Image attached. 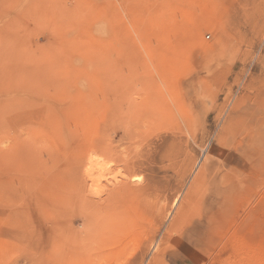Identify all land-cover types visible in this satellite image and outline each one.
I'll return each mask as SVG.
<instances>
[{"label":"rangeland","instance_id":"374dc122","mask_svg":"<svg viewBox=\"0 0 264 264\" xmlns=\"http://www.w3.org/2000/svg\"><path fill=\"white\" fill-rule=\"evenodd\" d=\"M263 2L246 23L251 0H0V264H54L41 255L84 237L85 264H148L206 165L156 264H264ZM124 176L142 195L120 227L107 199Z\"/></svg>","mask_w":264,"mask_h":264},{"label":"bare ground","instance_id":"6f19581e","mask_svg":"<svg viewBox=\"0 0 264 264\" xmlns=\"http://www.w3.org/2000/svg\"><path fill=\"white\" fill-rule=\"evenodd\" d=\"M251 1H253V3H251L252 4V6H251V4H245L243 7H242V10H240V14H239V20L240 21H242V20H244L245 22L247 21H249V20H251V17L252 16H255V15H257V13L259 12V6H261L260 4H262L261 2H262V0H251ZM261 1V2H260ZM192 2V1H191ZM243 2V1H242ZM264 3V2H263ZM189 4V3H188ZM187 4V5H188ZM191 4V3H190ZM190 4H189V6L188 7H190ZM192 5V4H191ZM263 5V4H262ZM250 6V7H249ZM187 7V8H188ZM193 7H195V8H193V10L194 9H196V7H197V9H198V7H199V5L198 6H195V5H193ZM260 8H262V7H260ZM261 10V9H260ZM193 12V11H192ZM199 18V17H198ZM252 19H253V17H252ZM195 20H197V18L195 19ZM239 21V22H240ZM184 22V21H183ZM182 22V23H183ZM246 22V23H247ZM250 22V21H249ZM183 24H185V23H183ZM241 24H243V22L241 23ZM249 24V23H248ZM191 26H192V24H190ZM189 25V26H190ZM188 27V28H190V30L192 29V27ZM264 27V26H263ZM262 27V28H263ZM194 28V27H193ZM184 29V28H183ZM183 29H182V31H183ZM196 29V28H195ZM194 29V30H195ZM180 30V29H179ZM178 30V31H179ZM197 30V29H196ZM181 32V31H180ZM182 33V32H181ZM187 33V32H186ZM184 34V33H183ZM182 34V35H183ZM186 35V34H185ZM188 35V34H187ZM194 35V34H193ZM189 38V37H188ZM185 39V38H184ZM191 41V40H190ZM188 44V43H187ZM179 47H181V46H179ZM182 48V47H181ZM180 48V49H181ZM146 79V78H145ZM149 80V79H148ZM152 88V87H151ZM149 90H150V88H149ZM155 92V91H154ZM151 93V92H150ZM157 93V92H156ZM153 95V94H152ZM154 96V95H153ZM156 98V97H155ZM155 98H153V99H155ZM158 99V98H157ZM158 100H160V98L158 99ZM149 101V103L147 104L148 106H146V107H148V108H146L145 107V105H144V107L148 110V109H151V113H152V111H154V110H152L153 108L150 106L149 107V104L151 105L152 103H150V99L148 100ZM153 101V103H155L154 101L155 100H152ZM159 102V101H158ZM156 104H158V103H156ZM155 104V105H156ZM119 105V104H118ZM152 105H154V104H152ZM238 105V104H237ZM157 106H160V105H157ZM157 108V107H156ZM122 109V108H121ZM140 110V109H139ZM143 110V108L141 109V112H144V110ZM146 110V111H147ZM160 110V109H159ZM119 111H121L122 112V110H120L119 109ZM119 111H118V113H119ZM120 112V113H121ZM140 112V113H141ZM150 112V111H149ZM148 112V113H149ZM120 113H119V116H120ZM134 113H137L136 111L134 112ZM134 113H132L135 117H139L138 115H139V113L137 114V116L134 114ZM148 113H146V114H148ZM127 114V113H126ZM125 113H124V115H126ZM131 114V115H132ZM153 114V113H152ZM159 114V113H158ZM123 114L121 113V116H122ZM123 115V116H124ZM130 115V116H131ZM142 115H145V114H142ZM150 115V116H149ZM149 120L151 119V121H153L154 119H153V117L151 118V114L149 113ZM123 116L122 117H120V118H122L123 119ZM129 116V115H128ZM127 116V117H128ZM133 116V117H134ZM148 116H146V117H148ZM155 116H157V115H155ZM124 117H126V116H124ZM134 117V118H135ZM143 117H145V116H143ZM120 118H118V119H120ZM143 119V118H142ZM148 119H146V120H148ZM156 119V118H155ZM121 120V119H120ZM119 120V123H120V125H121V127H122V124H125L126 122H124V123H122V120L120 121ZM129 120H132V118H130ZM137 121H140V124H141V119H136ZM145 120V119H144ZM143 120V121H144ZM230 120H232V119H230ZM128 121V120H127ZM129 122V121H128ZM131 122V121H130ZM149 122V121H148ZM138 123V122H137ZM127 124V123H126ZM132 124V123H131ZM134 124V123H133ZM233 124V123H232ZM231 123L230 124H228V126L227 127H225L223 130H227V132H230V127H231V125H232ZM135 128L137 129V125H136V122H135ZM118 126H119V124H118ZM133 128H131V132H134L135 131V129H134V126L133 125H131ZM125 127H126V125H125ZM123 128H124V126H123ZM121 129V128H120ZM133 129V130H132ZM257 130V129H256ZM121 135H122V133H121ZM225 135V134H224ZM249 135H250V138H251V142H250V145L251 146H249V147H247V149L249 150L248 152H246L245 150H243V151H245V153L246 154H248V155H252L253 156V154L255 153H257V148L258 147H254V142L255 141H257L258 139H260V133H259V131L257 130L256 132H253V130H251L250 132H249ZM233 139V138H232ZM255 140V141H254ZM249 144V143H248ZM261 145H262V143H261ZM178 149V148H177ZM246 149V150H247ZM236 150V149H235ZM173 151V150H172ZM237 151V150H236ZM240 151V150H239ZM242 151V150H241ZM176 152V151H175ZM259 152V151H258ZM170 158V157H169ZM177 158V157H176ZM179 158V157H178ZM227 158V157H226ZM249 158H250V156H249ZM256 158V157H255ZM185 159V158H184ZM244 159V158H243ZM139 160V159H138ZM170 160V159H169ZM172 160V159H171ZM178 160V159H177ZM186 160V159H185ZM184 160V161H185ZM137 161V160H136ZM181 161H183V160H181ZM227 162L224 164V171H225V174L222 176V178H223V180H225V181H223L222 183H221V185L223 186V185H226V186H224L223 187V191L227 194V195H229L230 193H232L233 191L235 192L236 191V189H237V187L239 186H242L241 184H243L242 182H240V181H238V180H236V178L237 177H234L235 175L236 176H239V175H237V174H239L238 172H237V174H236V167H235V170H234V168H233V166L232 167H230V165L232 164V162L231 161H229L228 160V158H227V160H226ZM172 162H174V161H172ZM219 162V161H218ZM91 163V162H90ZM96 163V162H95ZM141 163V165H139ZM140 163L138 162L137 163V165H139V167L140 166H143L142 164V162L140 161ZM97 164V163H96ZM135 163H134V161H133V165H134ZM173 164V163H172ZM181 164H182V162H181ZM181 164H179V165H181ZM184 164V163H183ZM92 165V164H91ZM127 165H128V163H127ZM131 165V163H129V165H128V167ZM131 166V167H133L134 168V166ZM175 165V164H174ZM194 165V164H193ZM234 165H236V163L234 164ZM86 166H88V165H86ZM125 166V165H124ZM123 166V167H124ZM171 166V165H170ZM182 166V165H181ZM207 166V165H206ZM206 166L205 167H203V168H201V169H199L198 170V167H197V170H198V173L196 174V176L194 177V179L192 180V185H191V187H189V189H188V192H186L187 194H185L186 196H187V204H185V206L183 207V205L182 206H179V209L176 211V214H174L175 216L173 217V219H172V221H171V223L168 225V227L166 228V232H165V235L163 236V238H162V240H161V242H158L155 246H154V248H153V254H152V259H151V261L152 262H149L148 264H156V262H158L165 254H166V251H167V249L164 247L165 245H164V243L166 244V240H168V236H172L173 234H177V232L178 233H180L183 229H182V227L184 226V225H186L187 224V222H188V216H187V208L189 207V203H190V200L192 199V197H194V194H195V191H196V188L198 187V185H200L199 183H201V186H202V181H203V179L204 178H206V174H207V171H209V169H207L206 168ZM220 166V165H219ZM84 167V166H83ZM90 167V166H89ZM89 167H87V168H89ZM128 167H126V169L128 168ZM136 168H137V166H135ZM144 167V166H143ZM143 167H141L140 169H142ZM92 168V167H91ZM91 168H90V170H91ZM97 168H98V166H97ZM100 168V167H99ZM133 168H131V169H133ZM172 168V167H171ZM179 168V166L177 167V172L179 173L181 170H179L178 169ZM185 168V167H184ZM184 168H183V170H184ZM192 167H190V169H191ZM82 169V168H81ZM131 169H130V167H129V170L130 171H127V174L126 175H128V172H130L131 173ZM139 169V168H138ZM137 169V170H138ZM175 169V168H174ZM181 169V168H180ZM194 169H195V167H194ZM211 169V168H210ZM237 169H239V168H237ZM85 170V169H84ZM94 170V169H93ZM97 170V169H96ZM102 170V169H101ZM124 170H125V167H124ZM128 170V169H127ZM134 170V169H133ZM132 170V171H133ZM172 170H173V168H172ZM240 170V169H239ZM88 171V170H87ZM126 171V170H125ZM124 171V172H125ZM185 171V170H184ZM183 171V172H184ZM186 171H187V169H186ZM188 171H189V168H188ZM187 171V172H188ZM194 171V170H193ZM192 171V172H193ZM94 172V171H93ZM92 171L91 172H87V174L89 173V175H91L90 173H93ZM176 172V171H175ZM177 172L175 173V174H177ZM182 172V173H183ZM214 172V171H213ZM241 172V171H240ZM86 173V172H85ZM85 173H84V175H85ZM86 174V175H87ZM83 175V176H84ZM86 175H85V177H86ZM89 175H87L88 176V179L90 180V181H92V180H94L93 179V177H94V175H91L92 176V179L90 178V176ZM97 176L99 175V172H98V174H96ZM130 175V174H129ZM195 175V174H194ZM214 175V174H213ZM213 175H212V177H213ZM246 175H248V174H246ZM182 176V175H181ZM180 176V177H181ZM188 176V175H187ZM102 177V176H101ZM127 178H129V176H126ZM125 176L123 177V179L122 178H120L121 180H119L118 179V184L117 183H114V184H116L115 186H114V184H113V186L114 187H111V188H113L114 190L112 191V194H111V196L109 195L108 197V199L107 200H109L110 202H111V204H114V201H116V200H118V225L121 227L122 225H120L119 224V221H120V223L122 222V221H124L125 222V220H126V218H127V216H128V214H129V210L132 208L133 209V207H132V204H133V202H132V200H135V198H139V197H137L139 194H140V192H138L139 190H137V189H134L132 186H131V184H130V182L129 181H131V179L130 180H128V179H124V178H126ZM186 177V176H185ZM86 179H87V177H86ZM134 179L135 180H133L132 179V181L133 182H135V181H138L139 180V177L137 178V177H134ZM185 179V178H184ZM88 180V181H89ZM240 180V179H239ZM87 181V182H88ZM89 181V182H90ZM205 181V180H204ZM222 181V180H221ZM220 181V182H221ZM86 182V183H87ZM93 182H97V179H96V181H93ZM208 182V181H207ZM148 183H151V182H149L148 181ZM191 183V182H190ZM205 183V182H204ZM78 184V183H77ZM208 184H210V183H208ZM87 185V184H86ZM132 185H134V184H132ZM206 185V184H205ZM111 186V185H110ZM116 186H118V187H116ZM135 186V185H134ZM115 187H116V189H115ZM208 187H209V185H208ZM245 186H243V188H244ZM89 189V188H88ZM147 190H148V188H146ZM178 189V188H177ZM240 189V188H239ZM242 189V188H241ZM77 190H79V189H77ZM109 190V189H108ZM150 190V189H149ZM208 190V189H207ZM105 191V190H104ZM146 191V190H145ZM200 191V190H199ZM223 191L220 189L219 190V192H218V195H223ZM83 192V191H82ZM201 192V191H200ZM79 193V192H78ZM176 193V192H175ZM199 193V192H198ZM197 193V194H198ZM204 194L206 193V192H203ZM80 194V193H79ZM82 194V193H81ZM89 194V193H88ZM203 194V195H204ZM84 195V194H83ZM86 195V194H85ZM140 195H142V193L140 194ZM89 196V195H88ZM106 196H107V194H106ZM118 196V197H117ZM144 196V195H143ZM174 196V195H173ZM197 196V195H196ZM82 197H84L85 199H86V197L85 196H82ZM118 199H117V198ZM99 198V197H98ZM115 198V199H114ZM184 198H186L185 196H184ZM183 198V199H184ZM229 198H230V196H229ZM111 199H114V200H111ZM190 199V200H189ZM87 200V199H86ZM99 200V199H98ZM102 200V199H101ZM101 200H100V202H101ZM186 200V199H185ZM196 200V199H195ZM90 201V200H89ZM89 201H85V202H89ZM183 201V200H182ZM84 202V199H82V203ZM91 202H93V201H91ZM91 202H89V203H91ZM96 202V201H95ZM98 202V201H97ZM102 202H103V200H102ZM173 202V201H172ZM185 202V201H184ZM106 203H107V201H106ZM132 203V204H131ZM181 203V202H180ZM195 203H196V201H195ZM197 203H199V201L197 202ZM99 204V203H98ZM97 203H96V205H94V206H97L98 205ZM111 204H109L110 206H111ZM182 204V203H181ZM192 204V203H191ZM87 205V204H86ZM90 205V204H89ZM91 205H92V203H91ZM92 205V206H93ZM100 205H103V203H101ZM105 205V204H104ZM109 205H108V207H109ZM174 206H177V205H179V199H176L175 201H174V204H173ZM198 206V204H195L194 206ZM85 206V205H84ZM88 206V205H87ZM87 206H86V208H87ZM107 206V205H106ZM106 206H105V209H109V208H106ZM199 206H201L200 204H199ZM95 208V207H94ZM93 208V209H94ZM97 208L99 209V207L97 206ZM186 208V209H185ZM202 208V207H201ZM97 209V210H98ZM103 209V208H102ZM131 209V210H132ZM164 209V208H163ZM191 209V208H190ZM200 209V208H199ZM143 211H144V209H142ZM200 210H202V209H200ZM103 211V210H102ZM161 211V210H160ZM168 211V210H167ZM199 211V210H198ZM198 211H197V214H198ZM133 212H134V210H133ZM164 212V211H163ZM139 213L140 212H138V213H135V214H138L139 215ZM167 213V212H166ZM130 214H132V213H130ZM130 214H129V217H130ZM196 214V213H195ZM194 214V215H195ZM199 214H200V212H199ZM208 214V213H207ZM86 216V215H85ZM134 216V215H133ZM153 216V215H152ZM170 216V215H169ZM200 216V215H199ZM204 216H205V214H204ZM131 217H132V215H131ZM130 217V218H131ZM196 217V216H195ZM138 218H140V217H138ZM169 218H171V217H169ZM85 219V218H84ZM132 219L134 220V218L132 217ZM136 219V218H135ZM145 219V218H144ZM146 219H148V218H146ZM151 218H149V220H150ZM154 219V218H153ZM160 219H161V217H160ZM199 219H201V218H199ZM203 219V218H202ZM141 220H143L142 219V217H141ZM158 220V219H157ZM157 220H156V222H157ZM204 220V219H203ZM58 221V220H57ZM129 221V220H128ZM144 221V220H143ZM205 221V220H204ZM126 223V222H125ZM128 223V222H127ZM126 223V224H127ZM129 223H130V221H129ZM69 226H71L70 224H68ZM128 225H126V227H127ZM61 227V226H60ZM60 227H59V229H60ZM64 227V226H63ZM63 227H62V229H63ZM67 227V226H66ZM94 227V226H93ZM96 227V226H95ZM65 228V227H64ZM70 228H72V226L70 227ZM123 228V227H122ZM128 228V227H127ZM158 228V227H157ZM56 229H58L57 227H56ZM69 229V228H68ZM66 230V229H65ZM74 230V229H73ZM77 230V229H76ZM80 229H78V231H79ZM123 230V229H122ZM128 230V229H127ZM130 230V229H129ZM70 231H71V229H70ZM83 231V230H82ZM81 231V232H82ZM124 231V230H123ZM158 231V230H157ZM68 232V231H67ZM72 232V231H71ZM74 232L75 233H77V231H75L74 230ZM73 232V234L72 235H75V233ZM66 233V232H65ZM195 233H198V231L197 232H195ZM54 233H52V235H53ZM64 234V233H63ZM68 234H70V232H68ZM80 234V232L78 233V235ZM82 234H84V233H82ZM60 235V234H59ZM66 235V234H65ZM77 235V236H78ZM55 236H56V234H55ZM68 236V235H67ZM95 236H97V235H95ZM62 237V236H61ZM79 237H81L80 235H79ZM78 238V237H77ZM82 238V237H81ZM85 238V237H84ZM83 238V240H85ZM87 238V237H86ZM49 239L50 238H48V240L47 241H49ZM52 239V238H51ZM50 239V240H51ZM57 239V238H56ZM60 239V238H59ZM63 239V238H62ZM149 239V238H148ZM43 241H45L44 239H42ZM41 240V241H42ZM58 240V239H57ZM78 240H80V238L78 239ZM77 239L75 240V241H73V240H69V239H67V240H58L56 243H55V245L53 246V248H52V253L51 252H49V253H47L46 251H45V253H43V255H41V256H43V258L42 257H40V258H42V260H44L45 261V259H48L47 261H49V260H53L54 261V264H85L84 262H85V258H84V256L82 255L83 254V252H78L80 249H79V246L78 245H82L83 244V246L86 244L82 239V241L85 243H81L80 241H78ZM86 240H88V239H86ZM85 240V241H86ZM150 240V239H149ZM40 241V242H41ZM46 241V242H47ZM76 241H77V243H76ZM40 242H39V244H40ZM91 242H93V241H91ZM42 243V245H44L43 244V242H41ZM88 243V242H87ZM149 243V242H148ZM46 244V243H45ZM51 244V242L49 243V245ZM88 244H90V243H88ZM94 244V243H93ZM42 245H39V246H42ZM47 245H48V243H47ZM91 245H92V243H91ZM167 245V244H166ZM44 247L45 246H43V248L42 247H40V249H43L44 250ZM47 247V246H46ZM49 247V246H48ZM52 247V246H51ZM81 247V246H80ZM86 247H88V246H86L85 245V247L83 248V247H81L82 249H85V251L86 250H89L88 248L86 249ZM167 247V246H166ZM40 249H38V251L40 250ZM50 249V248H49ZM81 249V250H82ZM152 249V248H151ZM48 251V250H47ZM83 251V250H82ZM84 251V253H86ZM243 251V250H242ZM42 252V251H41ZM40 252V254H42ZM88 252V251H87ZM89 252H90V250H89ZM142 252V251H141ZM39 253V252H38ZM91 253V252H90ZM89 253V255H91ZM142 253H145V251L144 252H142ZM147 253V252H146ZM78 254V255H77ZM141 254V253H140ZM139 254V255H140ZM45 255H46V257H45ZM136 256V257H134L133 259H132V262H131V264H142L144 261V256L143 255H145V254H142L141 256ZM151 255V254H150ZM139 257H140V259H139ZM38 258H39V255H38ZM230 258V257H229ZM251 258V257H250ZM89 259V258H88ZM249 262H248V264L250 263V260H249V258L247 259ZM86 261H88L87 259H86ZM228 261H229V259H228ZM259 262V261H258ZM50 263L51 264H53V262H51L50 261ZM39 264H44V263H42V262H40ZM45 264H47V263H45ZM48 264H49V262H48ZM88 264V263H87ZM232 264H233V262H232ZM252 264V263H251Z\"/></svg>","mask_w":264,"mask_h":264}]
</instances>
